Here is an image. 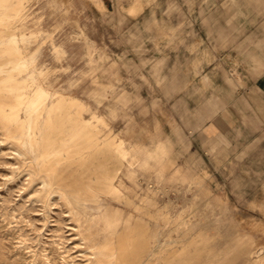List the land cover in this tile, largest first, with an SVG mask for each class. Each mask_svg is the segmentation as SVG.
I'll return each mask as SVG.
<instances>
[{
  "label": "rangeland",
  "instance_id": "374dc122",
  "mask_svg": "<svg viewBox=\"0 0 264 264\" xmlns=\"http://www.w3.org/2000/svg\"><path fill=\"white\" fill-rule=\"evenodd\" d=\"M0 34V264H264V0H0Z\"/></svg>",
  "mask_w": 264,
  "mask_h": 264
},
{
  "label": "bare ground",
  "instance_id": "6f19581e",
  "mask_svg": "<svg viewBox=\"0 0 264 264\" xmlns=\"http://www.w3.org/2000/svg\"><path fill=\"white\" fill-rule=\"evenodd\" d=\"M26 1V0H25ZM20 5V4H19ZM18 5V6H19ZM22 6V5H21ZM15 7H17V6H15ZM8 12V11H7ZM7 34H10V31H8V32H6ZM1 36H3V34H0V42H2L3 41V37H2V39H1ZM6 44H8V46L10 47V42L8 43H6ZM12 62H14V60H12V59H10V58H8V59H6L5 61H2V62H0V73H2V72H7V73H10V74H12V73H14V71L15 70H17L18 68H22V67H2L4 64H9V63H12ZM5 80V77L2 75L1 77H0V81H4ZM0 89H1V92H0V99H3V100H7V102L8 103H10V104H12V103H14L15 102V99H17L16 97H15V95L14 94H11V90H12V85L10 84V87H4V86H1L0 87ZM78 99V98H77ZM71 106H72V103H70V102H67L65 99H61V101L56 105V107H55V109H57V114H56V121H55V124L54 125H52L51 126V133H50V135L49 134H47V135H45V142H43V149H44V145H46L47 146V144H54V143H58V140L60 139V137L58 136V134H59V131L61 130L60 129V123L61 122H63V120H64V118H65V116L67 117L69 114L70 115H72L73 114V112L71 111ZM86 107V106H85ZM82 112V111H81ZM45 114H46V111L45 110H42L41 111V113H40V115H41V119H40V124H39V127L41 128V126H42V124L44 123V121H45ZM79 116V115H78ZM69 118H74L73 116H69ZM80 126H83L82 124H80ZM97 126V125H96ZM101 126V125H100ZM43 128V127H42ZM80 128H77V130H79ZM77 133H78V137H81V135L82 134H87V136H88V138L90 139V138H93V136H95L94 134L95 133H92L91 131H87L86 133H84V132H82V131H77ZM3 141V140H2ZM108 144H110L109 142H108ZM90 150V149H89ZM43 151V150H42ZM83 152V151H82ZM68 154H70V153H68ZM79 154V153H78ZM21 155V154H20ZM23 155V154H22ZM25 155V154H24ZM80 155V154H79ZM27 157V156H26ZM21 158V157H20ZM40 158V157H39ZM38 158V159H39ZM127 160V159H126ZM20 161V160H19ZM59 162V161H58ZM138 163V162H137ZM23 164V163H22ZM46 166V165H45ZM33 167V166H32ZM44 167V166H43ZM58 167V166H57ZM132 167V166H131ZM36 168V167H35ZM41 168V167H40ZM37 169V168H36ZM42 169V168H41ZM44 169V168H43ZM55 171V170H54ZM38 172V171H37ZM56 174V173H55ZM53 175V174H52ZM50 177V176H49ZM40 179V178H39ZM45 179V178H44ZM47 181V180H46ZM51 182V181H50ZM51 185V184H50ZM65 185V184H64ZM44 186V185H43ZM84 186H85V184H84ZM49 188H50V186H49ZM47 191V190H46ZM67 191V190H66ZM74 191V190H73ZM69 192V191H68ZM70 193V192H69ZM38 194V193H37ZM101 194V193H100ZM85 195V194H84ZM83 195V196H84ZM72 196V195H71ZM74 196H76V195H74ZM73 196V197H74ZM78 196V195H77ZM66 198V197H65ZM47 199V198H46ZM74 199H76V198H74ZM44 200V199H43ZM46 201V200H45ZM70 201V200H69ZM67 203V202H66ZM71 203V202H70ZM69 204V203H68ZM74 205V204H73ZM69 208H71V207H69ZM73 208V207H72ZM76 208V207H75ZM75 211V210H74ZM99 219V218H98ZM96 221V220H95ZM104 221V220H103ZM114 222H115V220H114ZM105 225V224H104ZM79 229V228H78ZM239 240H241V239H239ZM244 240V239H243ZM249 240V239H248ZM170 241V240H169ZM135 242V241H134ZM237 242H238V240H237ZM239 243V242H238ZM120 244V243H119ZM161 245H163V244H161ZM239 245V244H238ZM248 245V244H247ZM168 247H169V245H168ZM89 248V247H88ZM121 248V247H120ZM119 248V249H120ZM159 249H161V248H159ZM165 249H167V248H165ZM168 250V249H167ZM183 250V249H182ZM164 251V250H163ZM162 251V252H163ZM169 251V250H168ZM174 251V250H173ZM170 252V251H169ZM172 252V251H171ZM239 252V251H238ZM174 253V252H173ZM243 253H244V251H243ZM157 254H159L158 252H157ZM259 254V253H258ZM257 254V255H258ZM161 255H162V253H161ZM167 255V254H166ZM153 256H154V254H153ZM159 256V255H158ZM121 257H122V255H121ZM259 257V256H258ZM261 257H262V255H261ZM155 258V257H154ZM215 258V257H214ZM259 259V258H258ZM161 260V259H160ZM103 261V260H102ZM152 261H154V260H152ZM157 261V260H156ZM155 261V262H156ZM105 262V261H104ZM151 262V261H150ZM154 262V263H155ZM227 262V261H226ZM253 262V261H252ZM262 262V261H261ZM215 263V262H214ZM259 263V262H258ZM257 263V264H258Z\"/></svg>",
  "mask_w": 264,
  "mask_h": 264
},
{
  "label": "crops",
  "instance_id": "0c3cea01",
  "mask_svg": "<svg viewBox=\"0 0 264 264\" xmlns=\"http://www.w3.org/2000/svg\"><path fill=\"white\" fill-rule=\"evenodd\" d=\"M260 81H261L262 86L264 87V74L262 75Z\"/></svg>",
  "mask_w": 264,
  "mask_h": 264
}]
</instances>
